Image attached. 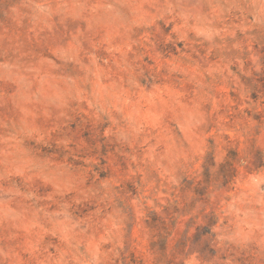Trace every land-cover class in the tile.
<instances>
[{
    "label": "rangeland",
    "instance_id": "1",
    "mask_svg": "<svg viewBox=\"0 0 264 264\" xmlns=\"http://www.w3.org/2000/svg\"><path fill=\"white\" fill-rule=\"evenodd\" d=\"M0 264H264V0H0Z\"/></svg>",
    "mask_w": 264,
    "mask_h": 264
}]
</instances>
